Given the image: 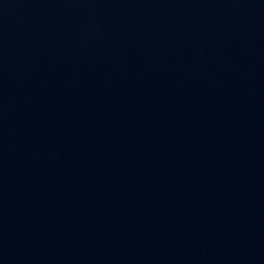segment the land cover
<instances>
[{
    "label": "water",
    "instance_id": "1",
    "mask_svg": "<svg viewBox=\"0 0 264 264\" xmlns=\"http://www.w3.org/2000/svg\"><path fill=\"white\" fill-rule=\"evenodd\" d=\"M0 264H264V0H0Z\"/></svg>",
    "mask_w": 264,
    "mask_h": 264
}]
</instances>
